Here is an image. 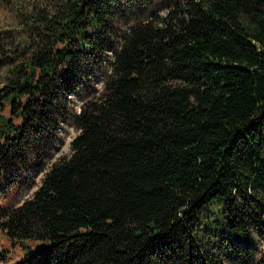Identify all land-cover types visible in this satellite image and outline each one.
Here are the masks:
<instances>
[{
    "label": "trees",
    "instance_id": "16d2710c",
    "mask_svg": "<svg viewBox=\"0 0 264 264\" xmlns=\"http://www.w3.org/2000/svg\"><path fill=\"white\" fill-rule=\"evenodd\" d=\"M23 19L0 30V237L20 251L0 260L264 264V0H45Z\"/></svg>",
    "mask_w": 264,
    "mask_h": 264
},
{
    "label": "rangeland",
    "instance_id": "374dc122",
    "mask_svg": "<svg viewBox=\"0 0 264 264\" xmlns=\"http://www.w3.org/2000/svg\"><path fill=\"white\" fill-rule=\"evenodd\" d=\"M45 6V0H1L0 1V30H8L12 28H21L24 27L27 29V26L24 25V19L30 14L43 8ZM159 11L163 12L166 7L165 4H158ZM118 29L121 31L124 28L118 26ZM3 39L9 40L11 37L7 33L0 35ZM15 43V42H14ZM110 75V63L106 61L103 66L100 68V71L96 75L95 84L89 91H84L78 95L71 96L72 102L70 106L75 108V111H79V107L82 103L88 99L95 98L103 89V83ZM3 80V72L0 71V82ZM75 112V113H76ZM77 134V129L73 125L72 116L65 122L60 139L52 152L51 158L47 160L46 164H49L53 159L68 153L69 143L73 137ZM40 176L34 178V180L22 190L14 193V195L2 202L4 209H8L20 203L23 199L29 197L31 193L36 189L40 183ZM262 249V247L260 246ZM6 249L8 255L20 254V251L17 248H14L12 245H9L7 241L3 240L0 237V250ZM260 256V255H259ZM258 256V257H259ZM8 261V260H7ZM0 264H4L0 260Z\"/></svg>",
    "mask_w": 264,
    "mask_h": 264
}]
</instances>
